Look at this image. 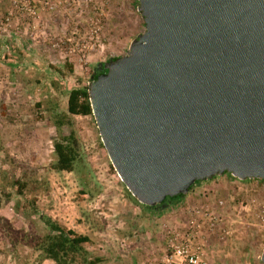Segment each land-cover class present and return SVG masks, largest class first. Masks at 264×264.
I'll list each match as a JSON object with an SVG mask.
<instances>
[{
    "label": "rangeland",
    "instance_id": "374dc122",
    "mask_svg": "<svg viewBox=\"0 0 264 264\" xmlns=\"http://www.w3.org/2000/svg\"><path fill=\"white\" fill-rule=\"evenodd\" d=\"M9 1L10 11H15L13 0ZM39 1L35 17L14 13V18L25 21L18 48L15 41L0 43V53L5 48L0 64L24 61L14 69L0 70V191L12 194L2 213L20 241L13 252L7 240L14 234L0 230V264H54L42 259L41 252L23 246L20 239L22 232L42 235L46 229L41 218L89 236L85 248L91 258L102 260L100 264H158L165 253L167 232L185 221L183 203L197 204L193 190L218 185L219 194L227 195L228 175L193 186L183 201L161 213L144 212L130 200L112 167L93 116L72 118L80 143L78 170H53V144L58 140L54 120L65 110L66 93L86 85L97 64L126 56L145 26L135 11L137 0ZM6 16L1 17L3 25ZM13 49L23 50L21 57L13 55ZM66 64L74 73L66 72L60 79L54 67L67 70ZM14 179L26 185L21 194H17L18 186L11 185ZM262 205L264 197L242 190L227 197L223 212L232 224L231 232L204 236L209 264H262Z\"/></svg>",
    "mask_w": 264,
    "mask_h": 264
},
{
    "label": "water",
    "instance_id": "95a60500",
    "mask_svg": "<svg viewBox=\"0 0 264 264\" xmlns=\"http://www.w3.org/2000/svg\"><path fill=\"white\" fill-rule=\"evenodd\" d=\"M138 2L145 32L89 86L126 189L153 208L225 174L264 180V0Z\"/></svg>",
    "mask_w": 264,
    "mask_h": 264
},
{
    "label": "trees",
    "instance_id": "16d2710c",
    "mask_svg": "<svg viewBox=\"0 0 264 264\" xmlns=\"http://www.w3.org/2000/svg\"><path fill=\"white\" fill-rule=\"evenodd\" d=\"M137 6L139 7V2H137ZM135 11H137V14L144 23L140 12L138 10ZM115 59L117 58L110 60ZM54 68L56 75L60 79L64 78L66 72L70 74L74 73L71 65L66 64L64 66L67 70ZM99 69L101 68L97 64L91 69L89 73L90 77L86 85L73 88L66 93L65 110L57 113L55 116L54 127L58 132V140L53 144L55 160L52 164V169L57 172L72 173L77 171L81 164L80 143L75 134L72 118L75 116H93L90 105L89 86L98 75L103 73ZM228 176L235 179L231 175ZM200 184L201 182H196L194 186L198 187ZM11 185L18 186L19 193L17 194H21L22 189L26 186L20 179H14ZM127 192L130 200L138 207L144 210V212L152 213H161L169 206L175 205L185 198L184 196L167 198L163 204L150 208L140 204L129 191ZM11 198L12 194L0 191V230L8 229L9 232L14 234L13 239L7 240V242L11 250L15 252L20 247V241L15 236L17 234L16 230L11 226L9 227L10 221L8 217L2 213L4 204H7ZM40 220L46 229L42 235L35 237L32 233L22 232L20 233V239L23 240V246L25 245L33 251L41 252L42 259L52 261L54 264H100L102 262L100 258H91L86 250L85 245L90 242L89 236L78 234L71 229H66L50 218H41Z\"/></svg>",
    "mask_w": 264,
    "mask_h": 264
},
{
    "label": "built area",
    "instance_id": "2783aa9c",
    "mask_svg": "<svg viewBox=\"0 0 264 264\" xmlns=\"http://www.w3.org/2000/svg\"><path fill=\"white\" fill-rule=\"evenodd\" d=\"M39 0H13L12 7L15 11H9L5 22H10L14 13L37 16L40 10ZM261 180L251 179L242 181L239 179H229L226 189L227 195L219 194L221 189L216 185L215 189H205L202 191L193 190V199L197 204L187 206L185 221L179 229L168 231L166 235L165 253L158 264H209L204 236L229 235L232 224H228L224 216L227 197L232 198L239 190L244 194H255L257 197H264V185ZM261 219L264 224V206H261ZM164 231V230H163ZM147 264H154L147 262Z\"/></svg>",
    "mask_w": 264,
    "mask_h": 264
},
{
    "label": "crops",
    "instance_id": "0c3cea01",
    "mask_svg": "<svg viewBox=\"0 0 264 264\" xmlns=\"http://www.w3.org/2000/svg\"><path fill=\"white\" fill-rule=\"evenodd\" d=\"M7 6H9L8 9L6 8ZM10 8H11V5H10L9 0H0V43L3 44V43H6L8 41L11 43L12 41H15L16 46L18 48V45L20 42L19 34H20V31L25 26V21L23 18L18 19V17H16V18L13 17L12 21L9 25H7V24L3 25L1 17L3 15L6 16L7 12L10 11ZM12 48H14V47H12ZM4 50H5V48H3V46H2V53H0L1 55L3 54L2 59L5 57V54L3 53ZM7 50H9V49L7 48ZM20 51L23 52V50H20ZM20 51H18L17 49H13V51H11V52L13 55L16 54L17 58H18ZM19 57H21V56H19ZM8 61H9V59H8ZM8 61H7V63H8ZM14 65H24V61L23 62L14 61L12 63H9V65L5 64V61L1 62L0 70L14 69L13 68ZM22 68H24V66ZM22 70H24V69H22ZM227 178L231 179L229 176H227ZM214 180H218V179H214Z\"/></svg>",
    "mask_w": 264,
    "mask_h": 264
},
{
    "label": "flooded vegetation",
    "instance_id": "af4514ba",
    "mask_svg": "<svg viewBox=\"0 0 264 264\" xmlns=\"http://www.w3.org/2000/svg\"><path fill=\"white\" fill-rule=\"evenodd\" d=\"M99 70H100L101 72H103V73L105 72L103 69H99Z\"/></svg>",
    "mask_w": 264,
    "mask_h": 264
}]
</instances>
